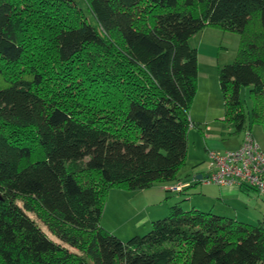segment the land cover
Listing matches in <instances>:
<instances>
[{"label":"trees","instance_id":"1","mask_svg":"<svg viewBox=\"0 0 264 264\" xmlns=\"http://www.w3.org/2000/svg\"><path fill=\"white\" fill-rule=\"evenodd\" d=\"M84 2L94 25L75 0H0V66L21 69L0 84V264H264V222L173 204L124 241L100 222L110 188L177 179L205 26L239 37L224 120L244 129L248 87L264 128V0Z\"/></svg>","mask_w":264,"mask_h":264},{"label":"rangeland","instance_id":"2","mask_svg":"<svg viewBox=\"0 0 264 264\" xmlns=\"http://www.w3.org/2000/svg\"><path fill=\"white\" fill-rule=\"evenodd\" d=\"M76 4L80 6L86 13V17L93 25L95 20L86 9L84 0H75ZM218 31L222 32V30ZM224 35L215 36V40L218 42L222 49L219 50L217 63H211L210 65L204 64L205 57L200 56L199 62V80L197 77V89L190 108V119L192 123H198V125L192 124L187 130V158L185 164L182 166L180 173L185 175L184 178H189L195 172L201 173L208 171V159L203 155V141L205 130V122L211 123L209 132L219 137V145L212 151L223 152L236 147L238 140L242 138L244 129H249L253 138L257 141L262 149H264V128L256 123H251L249 114L251 108V100L248 95V87H242L239 91V97L242 105L243 114L245 115L244 129L241 132H236L234 124L224 120V110L222 103V94L218 86L216 68L218 65L231 63L234 59L236 49L238 46V35L234 32L223 31ZM200 52L203 50L209 54H215L217 47H208L205 45H199ZM7 66V65H6ZM4 71H0V84L4 83L3 79L6 76L13 75L21 71L20 66H16L11 71V66H0ZM204 72L208 75H205ZM211 90L217 95V98L212 94ZM217 104V106H215ZM213 106V107H212ZM206 120V121H205ZM200 128V129H199ZM208 128V125H207ZM217 132V133H216ZM216 133V134H215ZM244 137V136H243ZM188 174V175H187ZM190 179V178H189ZM190 188V187H189ZM131 190L124 188H111L107 194V198L103 207L101 216V225L110 232H113L119 239L127 240L134 235H144L150 229L152 219L140 224L136 229H132L139 220L142 219L146 203L143 201V195L132 194ZM164 195H170V191L164 193ZM162 200L163 197H162ZM210 206V205H209ZM151 208L150 206L148 207ZM208 209V207H205ZM206 211V210H202ZM145 215V214H144ZM32 216V214H31ZM164 215L158 217L163 218ZM157 217L153 220H157ZM39 223V222H38ZM255 224V223H251ZM49 237H52L47 230L43 227ZM53 238V237H52Z\"/></svg>","mask_w":264,"mask_h":264},{"label":"crops","instance_id":"3","mask_svg":"<svg viewBox=\"0 0 264 264\" xmlns=\"http://www.w3.org/2000/svg\"><path fill=\"white\" fill-rule=\"evenodd\" d=\"M217 35H224V33L223 31H218L217 28L205 26L189 38V44L197 51L198 71L200 56L205 57L206 61H204V64H206V62L207 65H210L211 63H217V58L219 56V54L217 53L222 49V46H220L215 40V36ZM199 45H205L212 48L217 47V51L215 54H209L208 52H206V50H202L200 52ZM213 68L219 70L218 65ZM204 74L208 75L205 72ZM197 77L199 80V72H197ZM211 92L217 98V95L212 90ZM215 106H217V104ZM198 123L199 122L192 124H194L195 126V124L198 125ZM210 127L211 123L208 124V122H205V130L203 131L204 141L202 147L204 150L203 156L206 157V159H208V151L210 149H215V147L220 144L219 137L209 132ZM243 136L242 138H240V140H238L235 148L240 145L241 141L243 140ZM186 158L183 165L186 162ZM181 168L177 173L176 180L170 182L154 183L151 187L143 190H131L133 192L132 194L134 195L142 194L143 201L146 203V207L144 209L145 215L143 214L142 219L139 220L134 226H132V229L138 228L141 223L144 224V222H147L149 219H152L153 221V219L156 217L158 218L162 215L165 216L168 213L170 205L173 204H178L183 209L194 208L198 210H209L213 213L228 216L247 223L264 222V195L258 194L255 190L249 187H239L235 185H217L212 182L204 183L201 178L206 175L207 171L205 173L195 172L193 175H191V177H189L190 179H187L184 178L186 177L185 175H182L180 173ZM197 175H201L200 178H197ZM175 184L182 185V190L176 192L167 188L169 185ZM110 190L111 188L108 192H110ZM167 191H170V195L168 196L164 195V193ZM162 197L164 200H162ZM149 206L151 207L150 209L148 208ZM205 207H208V209H206Z\"/></svg>","mask_w":264,"mask_h":264},{"label":"built area","instance_id":"4","mask_svg":"<svg viewBox=\"0 0 264 264\" xmlns=\"http://www.w3.org/2000/svg\"><path fill=\"white\" fill-rule=\"evenodd\" d=\"M208 171L201 178L204 183L249 187L264 195V149L252 137L249 129H244V137L237 148L223 152L208 151ZM181 191L182 185L167 187Z\"/></svg>","mask_w":264,"mask_h":264},{"label":"water","instance_id":"5","mask_svg":"<svg viewBox=\"0 0 264 264\" xmlns=\"http://www.w3.org/2000/svg\"><path fill=\"white\" fill-rule=\"evenodd\" d=\"M201 175H197V178H200Z\"/></svg>","mask_w":264,"mask_h":264}]
</instances>
